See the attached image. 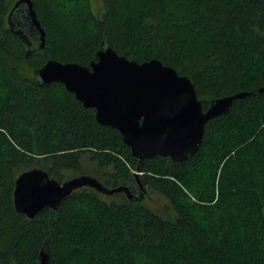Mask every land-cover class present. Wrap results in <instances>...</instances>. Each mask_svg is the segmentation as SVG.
Wrapping results in <instances>:
<instances>
[{
	"label": "trees",
	"instance_id": "obj_1",
	"mask_svg": "<svg viewBox=\"0 0 264 264\" xmlns=\"http://www.w3.org/2000/svg\"><path fill=\"white\" fill-rule=\"evenodd\" d=\"M14 1L0 0V264H37L40 249L49 264H264V0H101L99 16L90 0H31L45 36L27 55L5 21ZM103 40L187 76L203 111L210 99L250 94L203 125L184 161L143 160L138 181L170 216L85 187L27 219L12 189L31 167L132 191L137 161L118 131L60 82L32 75L49 59L87 65Z\"/></svg>",
	"mask_w": 264,
	"mask_h": 264
},
{
	"label": "water",
	"instance_id": "obj_2",
	"mask_svg": "<svg viewBox=\"0 0 264 264\" xmlns=\"http://www.w3.org/2000/svg\"><path fill=\"white\" fill-rule=\"evenodd\" d=\"M5 21L24 45L25 55L43 47L45 32L31 0H15ZM32 75L39 84L60 82L83 107L93 109L97 123L118 131L137 161L132 173L138 192L133 195L124 185L107 187L86 174L58 182L46 171L31 167L16 175L12 189L13 209L27 219L44 208L56 210L65 197L85 187L104 195L122 193L128 201L141 200L145 188L137 179L144 159L159 155L184 161L200 144L203 125L227 113L235 99L250 94L242 91L210 99L203 111L187 76L157 59L129 60L104 40L87 65L49 59ZM37 264H49L46 249L38 251Z\"/></svg>",
	"mask_w": 264,
	"mask_h": 264
},
{
	"label": "rangeland",
	"instance_id": "obj_3",
	"mask_svg": "<svg viewBox=\"0 0 264 264\" xmlns=\"http://www.w3.org/2000/svg\"><path fill=\"white\" fill-rule=\"evenodd\" d=\"M90 7H91L93 14L96 16H99L103 11L102 10L103 5H102L101 0H90ZM82 165L87 166L88 163L86 161H83ZM76 175H78V173L71 171V170L63 171L64 179L71 178ZM97 195L101 200H104L106 202L120 203L126 199L122 193H114L112 195H104V194L99 193ZM140 203L146 206L151 211L155 212L156 214H159L163 217L170 216L171 210H170L169 203L162 195H160L159 193L153 190L145 188V193H144L143 198L140 200Z\"/></svg>",
	"mask_w": 264,
	"mask_h": 264
},
{
	"label": "flooded vegetation",
	"instance_id": "obj_4",
	"mask_svg": "<svg viewBox=\"0 0 264 264\" xmlns=\"http://www.w3.org/2000/svg\"><path fill=\"white\" fill-rule=\"evenodd\" d=\"M133 180H134V184L133 185H131V190L132 191H130L133 195H136L137 194V192H138V187H137V184H136V179H135V177L133 176ZM138 180V179H137ZM140 201V200H139Z\"/></svg>",
	"mask_w": 264,
	"mask_h": 264
}]
</instances>
